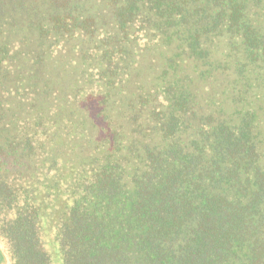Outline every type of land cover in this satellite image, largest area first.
I'll use <instances>...</instances> for the list:
<instances>
[{
  "label": "trees",
  "instance_id": "trees-1",
  "mask_svg": "<svg viewBox=\"0 0 264 264\" xmlns=\"http://www.w3.org/2000/svg\"><path fill=\"white\" fill-rule=\"evenodd\" d=\"M2 126L11 264H264V0H0Z\"/></svg>",
  "mask_w": 264,
  "mask_h": 264
},
{
  "label": "rangeland",
  "instance_id": "rangeland-1",
  "mask_svg": "<svg viewBox=\"0 0 264 264\" xmlns=\"http://www.w3.org/2000/svg\"><path fill=\"white\" fill-rule=\"evenodd\" d=\"M96 4L91 2L90 5H89V9L91 12L94 11V9L97 7V5L95 6ZM67 46L68 47H72L74 44H77V40H68L66 42ZM222 50H224V48L222 47L221 48ZM65 54H67L68 56H70V54H72L71 52L69 53L66 52ZM222 66H225L224 69H219L216 71V77H218L220 80H218L217 82H215V88H213L215 91H219V89H221V87H225V84H234L236 83V87H235V90H232L234 91L235 93H237V91L241 88V86L237 83V81L239 82L241 79H239L234 73H233V70H230L229 69V66H230V63H224ZM221 66V67H222ZM221 83H224V85H221L219 86ZM227 86V85H226ZM243 89V88H242ZM245 94H250V92H246ZM208 95V94H205V96ZM45 98V95L43 93H37L36 94V99L35 101L40 104ZM261 101H256V104L257 105H260ZM8 120L10 122V116L8 117ZM7 122V121H6ZM1 131V136H0V141L3 139V138H8L10 136V128H4V126H2V130ZM2 264H6L5 260ZM10 264H11V261H10ZM52 264H60V261L55 259L54 257L52 258Z\"/></svg>",
  "mask_w": 264,
  "mask_h": 264
},
{
  "label": "flooded vegetation",
  "instance_id": "flooded-vegetation-1",
  "mask_svg": "<svg viewBox=\"0 0 264 264\" xmlns=\"http://www.w3.org/2000/svg\"><path fill=\"white\" fill-rule=\"evenodd\" d=\"M5 236H7V239ZM7 240H10V230L7 233L0 234V264L4 260L6 264H10V242L8 243Z\"/></svg>",
  "mask_w": 264,
  "mask_h": 264
}]
</instances>
